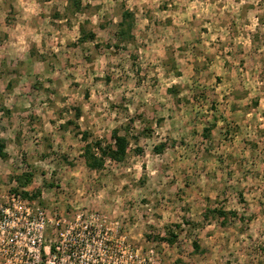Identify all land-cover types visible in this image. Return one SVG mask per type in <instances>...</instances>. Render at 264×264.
<instances>
[{"label":"rangeland","instance_id":"374dc122","mask_svg":"<svg viewBox=\"0 0 264 264\" xmlns=\"http://www.w3.org/2000/svg\"><path fill=\"white\" fill-rule=\"evenodd\" d=\"M126 126V159L88 168L77 132ZM0 140L1 189L29 171L165 264H264V0H0Z\"/></svg>","mask_w":264,"mask_h":264},{"label":"built area","instance_id":"2783aa9c","mask_svg":"<svg viewBox=\"0 0 264 264\" xmlns=\"http://www.w3.org/2000/svg\"><path fill=\"white\" fill-rule=\"evenodd\" d=\"M15 187L0 188V264H165L156 246L130 241L106 213L78 206L67 215Z\"/></svg>","mask_w":264,"mask_h":264},{"label":"trees","instance_id":"16d2710c","mask_svg":"<svg viewBox=\"0 0 264 264\" xmlns=\"http://www.w3.org/2000/svg\"><path fill=\"white\" fill-rule=\"evenodd\" d=\"M77 7H79V3H77ZM134 22V14L129 11L125 10L122 13V20L119 23V30H118V37L121 40H126L131 37V32L133 28ZM82 36L80 41H86L88 38L86 36L85 30L81 29ZM89 37L94 38L95 35L93 33L89 34ZM80 109L77 110L76 117H80ZM129 126L124 127V134H121V129H114L112 131V141L105 143L104 140L100 138H96L94 140H90V136L85 132H77L78 134L81 133L82 140L85 142L83 147L82 156L85 160V163L88 168L92 170H101L103 169L104 165L106 164L107 159L122 162L126 159L128 154V147L130 144V137H129ZM207 130V129H206ZM209 131V130H208ZM5 142L4 140H0V157H6L7 154L5 153ZM165 148V143H162L155 147L156 152L161 153ZM18 186L15 187L14 191H21L25 196H30L32 198L39 197V192L30 195L28 191L23 190L24 187L32 183L33 181V173L27 171L17 177ZM218 217L222 219V223L226 224L227 220L231 217H238V214L233 210H227L224 207H216V208H209L207 212L204 213L205 218L210 216ZM172 237H175L172 235ZM174 239L170 238L172 242ZM196 249H199L197 243L194 244Z\"/></svg>","mask_w":264,"mask_h":264}]
</instances>
